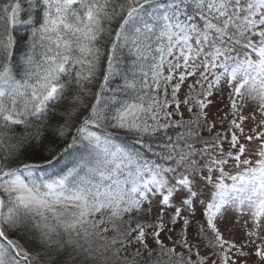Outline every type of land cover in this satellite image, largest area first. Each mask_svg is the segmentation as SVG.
Instances as JSON below:
<instances>
[{"label":"snow or ice","instance_id":"1","mask_svg":"<svg viewBox=\"0 0 264 264\" xmlns=\"http://www.w3.org/2000/svg\"><path fill=\"white\" fill-rule=\"evenodd\" d=\"M0 264H264V0H0Z\"/></svg>","mask_w":264,"mask_h":264},{"label":"rangeland","instance_id":"2","mask_svg":"<svg viewBox=\"0 0 264 264\" xmlns=\"http://www.w3.org/2000/svg\"><path fill=\"white\" fill-rule=\"evenodd\" d=\"M225 103H226V101H225ZM221 107H223V105H221ZM226 235H227V233H226ZM237 237H239V233H237Z\"/></svg>","mask_w":264,"mask_h":264}]
</instances>
